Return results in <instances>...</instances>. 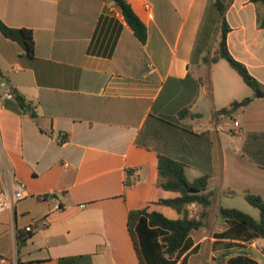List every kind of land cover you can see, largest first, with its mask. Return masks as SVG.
I'll return each mask as SVG.
<instances>
[{
    "label": "crops",
    "instance_id": "obj_1",
    "mask_svg": "<svg viewBox=\"0 0 264 264\" xmlns=\"http://www.w3.org/2000/svg\"><path fill=\"white\" fill-rule=\"evenodd\" d=\"M126 1L147 28L144 44L114 0H0V19L33 30L36 42L30 58L0 31V191L18 179L28 192L0 213V258L140 264L129 213L147 208L179 218L157 204L177 196L158 185L161 153L184 162L190 182L208 175L212 193L204 227L178 264L236 257L264 264V239L216 238L229 228L219 216L228 208L223 197L264 199V167L246 155L264 157V97L223 59L205 63L219 54L218 0ZM219 2L231 55L264 86V4ZM249 97L248 106L230 111ZM186 106L192 115L180 123L165 119ZM189 209L191 217L202 210ZM29 226L32 237L20 247L18 233Z\"/></svg>",
    "mask_w": 264,
    "mask_h": 264
},
{
    "label": "trees",
    "instance_id": "obj_2",
    "mask_svg": "<svg viewBox=\"0 0 264 264\" xmlns=\"http://www.w3.org/2000/svg\"><path fill=\"white\" fill-rule=\"evenodd\" d=\"M252 1L264 4V0ZM114 2L119 6L135 36L143 44L146 43L148 38L147 28L134 12L132 6L126 0H114ZM217 7L222 20L219 54L212 58H205V63L210 65L221 59L226 60L241 76L246 85L255 92L256 96L264 97V86L249 72L246 65L231 55L227 45L230 27L225 18L226 8L221 6L219 0L217 1ZM258 24L260 28H264V18H258ZM0 31L6 38L18 43L26 56L30 58L35 56L36 42L33 30L12 28L0 19ZM14 94L23 111H27L28 101L26 98L17 92ZM252 101L253 98L251 97L242 101H234L230 106V111L234 112L246 107ZM227 111L228 109H223L217 112V115H225ZM191 115L190 106H186L178 113L177 117L165 119L170 123H180L181 120ZM32 116L35 117L36 115L32 114ZM252 136L258 135L252 134ZM246 155L259 166L264 167V157H260L256 153H249V151H246ZM158 159L159 187L164 191L175 193L177 196L171 199H161L157 204L174 209L179 218L172 220L160 212H150L147 208L134 210L128 216V229L140 264H178L181 258L193 247L194 241L191 236L204 227L208 209L212 205V193L207 192L209 176L205 175L190 182L186 176V164L184 162L161 153H158ZM127 183L129 184V182ZM243 197L252 206L260 210V220H256L237 209L220 208L219 216L228 223L229 228L216 234L218 240L229 239L251 242L259 238L264 239V199L251 192H245ZM192 204H196L202 209L198 217L190 216L189 206ZM31 237L32 233L30 232L18 233L19 246L25 245ZM232 244L235 243H229V245ZM236 263L257 264L251 259L242 257H236L230 261V264Z\"/></svg>",
    "mask_w": 264,
    "mask_h": 264
},
{
    "label": "built area",
    "instance_id": "obj_3",
    "mask_svg": "<svg viewBox=\"0 0 264 264\" xmlns=\"http://www.w3.org/2000/svg\"><path fill=\"white\" fill-rule=\"evenodd\" d=\"M60 142H64L62 138ZM28 196L26 185L15 179L11 186L0 191V213L15 209L17 204ZM31 227H26L27 232H31ZM0 264H19L18 258H0Z\"/></svg>",
    "mask_w": 264,
    "mask_h": 264
},
{
    "label": "rangeland",
    "instance_id": "obj_4",
    "mask_svg": "<svg viewBox=\"0 0 264 264\" xmlns=\"http://www.w3.org/2000/svg\"><path fill=\"white\" fill-rule=\"evenodd\" d=\"M222 63H224V65H227L229 69H233L226 60H222ZM233 141L239 142L240 144V140H238L237 137L234 138ZM229 146H232L231 143L229 144ZM221 202L224 207L240 210L241 212H244L245 214L251 216L256 220H259L261 218L260 210L247 202L243 195L234 196L232 199H226L225 197H223Z\"/></svg>",
    "mask_w": 264,
    "mask_h": 264
},
{
    "label": "water",
    "instance_id": "obj_5",
    "mask_svg": "<svg viewBox=\"0 0 264 264\" xmlns=\"http://www.w3.org/2000/svg\"><path fill=\"white\" fill-rule=\"evenodd\" d=\"M4 83H7L6 79H5ZM28 109H29V107H28Z\"/></svg>",
    "mask_w": 264,
    "mask_h": 264
}]
</instances>
